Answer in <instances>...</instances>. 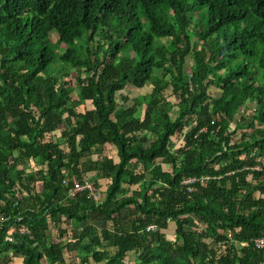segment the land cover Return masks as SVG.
<instances>
[{
    "label": "trees",
    "instance_id": "trees-1",
    "mask_svg": "<svg viewBox=\"0 0 264 264\" xmlns=\"http://www.w3.org/2000/svg\"><path fill=\"white\" fill-rule=\"evenodd\" d=\"M257 239L264 0H0V264H264Z\"/></svg>",
    "mask_w": 264,
    "mask_h": 264
},
{
    "label": "rangeland",
    "instance_id": "rangeland-1",
    "mask_svg": "<svg viewBox=\"0 0 264 264\" xmlns=\"http://www.w3.org/2000/svg\"><path fill=\"white\" fill-rule=\"evenodd\" d=\"M190 36H191V39H192V41L195 43L196 42V40H197V37H196V35H195V33L194 32H190ZM52 40L53 41H56V37L55 36H53L52 37ZM61 48H64L65 49V47L64 46H61ZM52 69H53V66H52ZM54 69H55V71H57V72H59V73H62L64 70H65V68H63V65H60L59 63H57L55 66H54ZM67 71L68 72H70V78H68V79H66L67 81H68V83H70V85H71V87H72V89H73V97H76V92H77V90H76V85H75V79H76V76H78V75H81L76 69H72V68H70V69H67ZM87 76H89L88 74H86V73H82V75L80 76L82 79L83 78H86ZM259 79H260V81H262V79H261V77L259 76ZM60 80H62V79H60ZM146 94V91H140V92H135L134 90H130V88H127V92L124 94V95H127V97L130 99V100H132V99H134L135 97H142V96H144ZM123 95V94H122ZM172 96V93L171 92H166L165 93V97H171ZM173 99V98H172ZM171 99V100H172ZM132 103H129L128 105H131ZM92 108H91V106H90V104H87V105H85V106H83V107H81V108H79L78 109V113H80V114H83L84 113V111H87V110H91ZM176 110H175V113H174V115L176 114ZM55 137H57L58 138V134L55 136ZM176 143H177V148L179 149L180 147H182L183 146V143H182V141L181 140H178V141H175ZM113 153H106L105 155L106 156H108V157H111V155H112ZM115 159H116V157H114ZM35 166V163H31V165L29 166V167H22V168H27V169H29L30 167L31 168H33ZM163 168H164V170H167V169H169V168H167V166H165V165H163L162 166ZM107 185V182H105L104 184H103V190H104V187ZM37 190L38 191H40V185H38V187H37ZM102 194H103V191H101V194H100V192H99V195H100V197H102L103 198V196H102ZM171 225H170V227L169 228H167V230L166 231H164V235H165V237H166V239H169V240H172V241H174L175 240V238H176V236L174 235L175 234V225H174V223L173 222H171L170 223ZM64 227L65 226H67L66 227V230H71L72 229V227L70 226V225H68V224H64L63 225ZM151 227V226H150ZM149 227V228H150ZM148 228V229H149ZM195 229H197V226L195 225L194 227H193V230H195ZM150 231H155L156 230V228L153 226V229H149ZM57 230L55 229V228H53L52 226H51V229H50V231H49V237H50V239L51 240H57V237H58V235H57ZM72 256L73 255H71L70 253H67V254H65V259L67 260V262L68 261H70V259H68V257H71L72 258ZM15 260V259H14ZM126 260L128 261V263L129 264H135V262L137 261V255L136 254H134L133 252H131V253H129V254H127V256H126ZM16 264H20L19 262H17ZM91 264H95V263H91ZM101 264H104V263H101Z\"/></svg>",
    "mask_w": 264,
    "mask_h": 264
},
{
    "label": "built area",
    "instance_id": "built-area-1",
    "mask_svg": "<svg viewBox=\"0 0 264 264\" xmlns=\"http://www.w3.org/2000/svg\"><path fill=\"white\" fill-rule=\"evenodd\" d=\"M255 169H258V168L256 167ZM207 180H209L208 177L201 178L200 180H197L195 178H190V179H185L184 182L182 183V185L187 188L188 192H191V191H193V189L190 188L192 185H194L197 182L205 183V182H207ZM72 183H73V190L70 194V196L72 198H75L77 195H80V194L86 192V193H90L91 197L95 201L99 200V195H98L97 191L95 190V188L93 187V185H91L89 183H85V184L79 183V182H77L76 179H73ZM149 229H153V226H151ZM20 231L22 233L27 232V230L25 228H21ZM255 245L257 248L261 249L264 247V241L262 239H257L255 241Z\"/></svg>",
    "mask_w": 264,
    "mask_h": 264
},
{
    "label": "crops",
    "instance_id": "crops-1",
    "mask_svg": "<svg viewBox=\"0 0 264 264\" xmlns=\"http://www.w3.org/2000/svg\"><path fill=\"white\" fill-rule=\"evenodd\" d=\"M106 153H108V152H106ZM109 153H113V152H109ZM112 156H114V153L112 154ZM115 159V158H114ZM115 161H116V159H115ZM102 191L104 192V190L102 189ZM17 262H19L20 264H23V260L22 259H15V262H14V264H16Z\"/></svg>",
    "mask_w": 264,
    "mask_h": 264
}]
</instances>
